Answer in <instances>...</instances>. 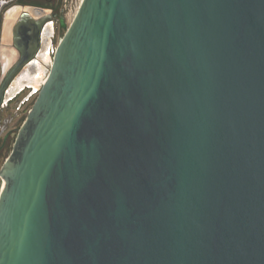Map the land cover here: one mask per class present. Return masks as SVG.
<instances>
[{
	"label": "water",
	"instance_id": "water-1",
	"mask_svg": "<svg viewBox=\"0 0 264 264\" xmlns=\"http://www.w3.org/2000/svg\"><path fill=\"white\" fill-rule=\"evenodd\" d=\"M65 3L0 264H264V0Z\"/></svg>",
	"mask_w": 264,
	"mask_h": 264
},
{
	"label": "flooded vegetation",
	"instance_id": "flooded-vegetation-1",
	"mask_svg": "<svg viewBox=\"0 0 264 264\" xmlns=\"http://www.w3.org/2000/svg\"><path fill=\"white\" fill-rule=\"evenodd\" d=\"M65 6V0L0 1V192L4 166L68 27Z\"/></svg>",
	"mask_w": 264,
	"mask_h": 264
},
{
	"label": "rangeland",
	"instance_id": "rangeland-1",
	"mask_svg": "<svg viewBox=\"0 0 264 264\" xmlns=\"http://www.w3.org/2000/svg\"><path fill=\"white\" fill-rule=\"evenodd\" d=\"M0 1H4V0H0ZM65 22H66L67 25H69L68 18H66V17H65Z\"/></svg>",
	"mask_w": 264,
	"mask_h": 264
}]
</instances>
